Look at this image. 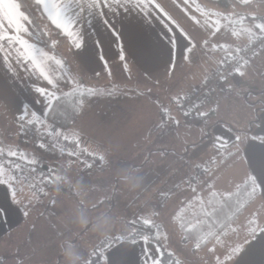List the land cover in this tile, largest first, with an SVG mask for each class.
<instances>
[{"label":"rangeland","instance_id":"1","mask_svg":"<svg viewBox=\"0 0 264 264\" xmlns=\"http://www.w3.org/2000/svg\"><path fill=\"white\" fill-rule=\"evenodd\" d=\"M160 1L195 41L193 52L187 58V75L178 81L180 95L176 94L171 102L166 100V87L153 83L135 65L116 71L114 82L111 78L103 83L93 84L92 81L88 88L112 85L132 87L133 93H147L166 110L174 109L166 117V124L156 127V131H150L145 139L136 142L135 148L127 138L120 139L121 146L129 145L125 151L113 145L105 148V168L100 172H92V168L87 173L82 172L76 168L77 162H71L75 166L68 168L64 160L40 161L49 165L53 176L59 178V186L50 191L45 190V193L34 190L27 178L21 177L5 163H0V180L9 181L7 185L1 183L7 201L27 211L22 224L23 232L36 225L38 218L31 213L36 207L41 208L45 217L57 220L53 228L56 241L49 248H57L59 253L53 254L52 259L46 261L47 264H94L96 248H100L104 242L109 243L116 237L131 233L144 221L162 222L159 238L180 260V264H217L215 261L227 257L236 245L246 241L248 221L255 215L254 212H261L260 204L256 202L258 198L233 223V227L240 228L238 232L213 241L204 249H194L192 243H183L170 222L174 213L200 189L192 177L196 173L201 178L213 177L219 172L221 178L215 186L224 190H230L248 174L253 176L244 155L249 134L254 132L258 135L254 137L261 140L264 135L256 133L258 124L255 123L258 118L256 110L264 100L262 93H255L264 89V48L254 42V35H262L264 30L255 28L262 24L258 19L252 22L246 17L264 15V0H260L262 3L251 2L249 5H234L230 8L208 1L187 0L184 3V0H179L176 5L179 13L166 0ZM233 44L236 51L240 46H249L250 53L239 52L238 57L231 61L243 59L236 66L243 72L241 76L245 80L242 83L229 77V72L235 71L236 67L228 72L217 70L221 68L219 62L223 56L234 50ZM215 70L224 72L216 78ZM210 79L215 80L213 82ZM195 87L203 89L202 98L194 105L189 103L185 106L184 102L191 90L187 91ZM108 91L112 98L113 90ZM187 107L194 109L193 116H202L201 122L196 124L192 121L176 126L173 122L183 119ZM29 114V109L25 113V109L20 107L13 112L0 99V132L13 137H0V151L10 150L12 145L15 149L28 150L29 154L21 153L20 158L32 162V166L36 167L34 162L39 158L44 160L35 141L36 133L31 134L37 132V128L25 135L27 144H22L17 138L27 122L38 120ZM167 128L175 131L168 133ZM250 128L252 131H249ZM217 138L223 141V146L217 144ZM166 160L170 163H166ZM142 173H146L147 177L138 180ZM97 179L100 182H96ZM98 183H102V187H96ZM204 183L207 181L204 180ZM64 187L69 188L64 190ZM6 191L14 193L15 200ZM4 192L0 197L4 196ZM23 239L25 241L17 239L12 232L0 238V264L41 262L38 257L43 254L36 250L37 245L28 235Z\"/></svg>","mask_w":264,"mask_h":264},{"label":"crops","instance_id":"2","mask_svg":"<svg viewBox=\"0 0 264 264\" xmlns=\"http://www.w3.org/2000/svg\"><path fill=\"white\" fill-rule=\"evenodd\" d=\"M178 1L166 0L177 12ZM240 1L264 2L260 0ZM59 2L67 6V14L70 17L79 21L75 31L82 34L84 46L77 49L74 47L76 37L65 36L62 50L70 59L68 66L63 65L51 51L37 45L34 40L35 45L45 52L44 58L37 56L32 63H27V67L24 63L12 66L0 59V99L13 112H16L19 107L24 108L25 113L29 109V115L38 119L32 120L35 127L43 123L41 128L46 130L45 132H48L53 140L65 137L78 140L77 144L80 149L96 159L92 172L93 170L100 172L105 168L106 161L103 157L105 148L113 145L125 151L129 145L121 146L120 139L123 138L130 140L135 148L136 142L145 139L150 131H156V127L166 124L165 119L169 117V112H174V109L170 111L167 108L166 110L158 100L147 93L141 91V94L133 93L134 88L132 87L110 85L88 88V85L92 81H94L93 84L103 83L105 80L109 81L110 78L114 82L116 71L135 65L153 83H160L166 87V100L171 102L176 94L180 95L177 87L178 81L187 75L185 69L187 58L193 52L195 41L160 0H153V3L158 4L159 7L148 5L146 0H120L119 3H111L108 6L98 4L97 0H76V2L59 0ZM142 3L144 6L140 7ZM184 3H187V0H184ZM104 19H108L121 32L120 43L114 42V37L104 25ZM31 31H33V25ZM190 38L191 46L188 47ZM98 41L101 43L98 44ZM15 55L13 52L12 56L15 57ZM41 72L44 76H41ZM44 77L52 81L51 85L46 83ZM39 87L46 88L50 95L54 94L52 102L58 95L70 90L91 89L92 94L85 103L78 120L61 129L46 118L52 102L49 103L48 96L42 97L36 92ZM195 88H190L187 92ZM108 90H113L112 98L109 97ZM262 96L264 99V93ZM211 101H213L212 98ZM260 116L256 133L263 135L264 110L261 111ZM173 123L176 126L186 124L183 119ZM27 124L32 125L28 122ZM170 128L166 129L168 133ZM22 132L24 131L19 132L17 138L25 145L27 141L24 135V137L21 136ZM255 135L257 134L254 132L249 134L245 142L244 159L253 176L257 178L261 191V197L256 201L260 204L261 212L253 213L259 216L257 235L248 240L251 243L247 241L243 247L244 253L229 264H264V235L260 234V229L264 228V186L259 184V180H264V135L262 140L254 137ZM0 137L2 139L13 138L1 132ZM18 149L19 147L15 149L12 145L10 150L0 151V153H5L0 156V163H5L11 168L9 163L19 159L20 156L17 155L29 154L28 150L24 149L19 152ZM10 151L16 152L17 155L10 158L6 155ZM33 151L35 153L36 150L33 149ZM89 160L87 164L91 163ZM40 161L45 160L39 158L34 164ZM166 161L170 163L169 160ZM26 162L29 163V161ZM65 164L68 168L75 166L71 161ZM76 168L82 170V165ZM144 176L147 177L146 173H142L138 180H142ZM96 182L100 180L97 179ZM102 185L98 183L96 187L100 188ZM2 186L0 183V195L4 192ZM64 188L66 190L69 187ZM45 190L50 191L51 188L38 192L45 193L47 192ZM128 190L131 188L128 187ZM41 211L40 207H36L32 212L29 211L34 213V217L38 219L35 226L23 232L22 224L25 222L27 211L8 202L4 192V196L0 197V238L10 232L17 239L22 240L28 235L29 239L37 245L36 250L43 254L42 257H38L41 261L39 264H47L46 261L52 259L53 254L59 253L57 248H49L56 241V232L53 228L54 221L57 220L45 217ZM135 240V244L131 243L132 240L118 241L105 254V257L110 256V262L105 258V264H112V259L116 261V264H154L159 260L161 253L158 249L149 247L148 243H142L143 238ZM145 252L150 255L145 256ZM111 253L114 254L113 258Z\"/></svg>","mask_w":264,"mask_h":264},{"label":"trees","instance_id":"3","mask_svg":"<svg viewBox=\"0 0 264 264\" xmlns=\"http://www.w3.org/2000/svg\"><path fill=\"white\" fill-rule=\"evenodd\" d=\"M200 2L208 1L214 4H219L223 7L230 8L234 5H249L250 2H242L240 0H197ZM24 3H31V0H23ZM30 11H34V23H33V31H32V38L35 43L53 53V55L63 64L68 66L69 65V58L66 57L62 50V46L65 42V35L63 33H58L54 28L48 25V21L46 16H44L41 12L35 11L33 9H29ZM257 20L258 22H262L261 25L256 26L257 29L259 27L260 31L264 30V15L260 16H253V17H246V20ZM254 22V21H252ZM39 25V27H37ZM263 27V28H262ZM264 33V32H263ZM264 34L262 35H254V42L259 47H261L258 42V39H263ZM259 40V41H261ZM235 46V44H233ZM239 47V46H238ZM249 46L243 47L240 46L236 51V46L234 50L227 52L222 60L219 62L221 68L217 70H225L228 72L230 69L236 67L241 60L238 62L235 60L233 62L232 58L238 57L239 52H249ZM264 48V47H261ZM248 49V50H247ZM256 52V51H254ZM243 56V55H241ZM215 70V71H217ZM214 71V73H215ZM225 72V73H226ZM223 74V73H222ZM229 77H232L239 82L242 83L243 78L242 76L238 75L236 71L229 72ZM215 79H210V81L214 82ZM223 80V79H222ZM211 84V82H210ZM216 93V90L214 91ZM249 93V92H248ZM257 94H263L264 89L255 91ZM92 94L91 89H77V90H70L58 95L52 102L50 106L46 118L49 122L53 123L57 127L64 129L70 126L72 123L78 120L81 111L88 101ZM203 104V103H202ZM186 106V105H185ZM197 107V106H196ZM194 107V108H196ZM264 108V100H262V105L259 107L257 112V121L255 123L260 122V109ZM193 108H186L183 121L185 123H190L192 121L198 124L202 120V116H193ZM193 116V117H192ZM197 117H199L197 119ZM19 119V118H18ZM32 125L27 126L24 128V132L21 133V136L29 135L31 130H34L35 123L33 121L29 122ZM37 125V132L39 136H49L46 130L42 129L41 127L38 128ZM254 126L252 127V129ZM250 128L249 131H252ZM23 136V137H24ZM264 138V137H263ZM62 143L63 148L56 147L53 144H49L48 146H42L37 144L38 149L43 154L44 160H52L53 162H57L60 160H64V162H77L78 165H82V172H86L87 170L91 169L96 164V159L92 157L91 154L86 153L83 149H80L77 142L78 140H74L73 138L65 137L63 139H59ZM66 148H75L81 152V156H75L69 152H67ZM19 152L22 149H18ZM2 156V155H0ZM20 156V155H17ZM90 156L92 158H90ZM12 158V157H10ZM91 159V163L87 164L86 162ZM15 162L14 164L12 162ZM9 163V166L13 168L14 171H17L15 168V164L22 163L24 165L27 164L26 161L22 160L20 157L17 160H13ZM93 161V162H92ZM32 162H29V166L32 167ZM35 165V164H34ZM35 170L40 172L41 176L46 177H53L52 179L49 178L51 189L59 186V178L53 176L51 172V167L47 164L36 163ZM197 168H200V165H197ZM198 172V171H197ZM218 172L215 176L211 177H203L196 173L192 176L200 186V189L195 192L170 218V222L172 225L175 226L180 240L183 243H192L194 249L195 248H206L208 247L213 241L222 240L223 238L228 237L230 234H234L238 232L237 227H233V223L238 220V218L245 212L248 206L253 203L255 200L261 197V191L259 189L258 184L255 185L251 182L253 176L251 174L246 175L239 183L236 184L230 190H224L223 188H217L216 182L221 176ZM201 180V181H200ZM206 180L207 183L202 184V182ZM225 185L230 186L229 183ZM32 187V186H31ZM33 188V187H32ZM259 225V218L258 215H253L247 223V239L246 241L242 242L241 244L236 245L235 248H243L247 241L252 238L251 232L255 230L257 232ZM163 229L162 222H143L142 224H138L137 228L132 231L131 233L116 237L113 241L107 243L104 242L100 248H96V252L93 256L94 264H105V254L107 251L112 248L118 241L122 240H132L133 238H144L147 237L148 239V246L151 248H156L160 251L161 256L157 262L154 264H180V260L166 248V246L162 243L161 239L159 238L160 232ZM242 230V229H241ZM210 253L212 252L211 249L208 250ZM232 255L231 253L218 261L217 264H229L231 263L237 256L233 259H229V256Z\"/></svg>","mask_w":264,"mask_h":264},{"label":"snow or ice","instance_id":"4","mask_svg":"<svg viewBox=\"0 0 264 264\" xmlns=\"http://www.w3.org/2000/svg\"><path fill=\"white\" fill-rule=\"evenodd\" d=\"M76 2V0H73ZM120 0H97V3L100 5L108 6L111 3H119ZM148 5L159 7L158 4H154L153 0H146ZM142 3L140 7H143ZM41 12L46 16L48 25L54 28L58 33H63L65 36H75L76 41L74 47L77 49L83 47L82 34L77 33L75 30L79 25V21L70 17L67 14V6L60 3L59 0H31V3H24L23 0H0V59L4 60L6 64L15 66L17 63H24L27 67V63H32L34 59L38 56L40 58L45 57V52L38 48L34 42L31 41L32 35V25L34 23V11ZM104 25L108 31L114 37L115 43H120L121 32L115 27L114 24L110 23L108 19H104ZM39 27V25H37ZM101 43L100 41L97 42ZM191 46V38L189 39V46ZM123 50V48L121 49ZM186 50H188L186 48ZM15 52V57L12 56V53ZM123 59V57H121ZM36 65L34 64V67ZM11 71V68H9ZM235 71L243 75V72L240 70V67H236ZM41 76H44V73L41 72ZM46 83L51 85L52 81L48 80L47 77H44ZM36 92L42 97L48 96L49 103L52 102L54 94H49L46 88L39 87L36 89ZM201 115H204L201 113ZM22 118V117H21ZM217 144L223 146V141L220 138H217ZM0 155H5V153H0ZM9 157H15L16 152L6 153ZM103 159V157H100ZM15 163L14 161L12 162ZM19 167V166H16ZM251 182L255 185L257 183V178L253 177ZM0 183L7 185L9 181L7 179L0 180ZM259 184L264 186V180H259ZM15 200L14 193H7ZM26 214V213H25ZM260 234L264 235V228L260 229ZM253 238L256 237L257 233L255 230L251 232ZM147 237H144L142 243H147ZM131 243L135 244V238L132 239ZM251 243V241H248ZM214 250V249H213ZM243 248H233L232 255L229 256V259H233L235 256L242 255L244 253ZM112 258H113V253ZM150 255V253L145 252V256ZM110 262V256L105 257ZM112 264H116V261L112 259Z\"/></svg>","mask_w":264,"mask_h":264},{"label":"built area","instance_id":"5","mask_svg":"<svg viewBox=\"0 0 264 264\" xmlns=\"http://www.w3.org/2000/svg\"><path fill=\"white\" fill-rule=\"evenodd\" d=\"M258 39V42L260 43L259 45L261 47H264V41ZM224 71H215L216 73V78H219L221 73ZM203 92V89L201 87H197L193 90L190 91L187 99L184 102V105H189L191 103L192 105L198 103L200 99L202 98L201 93ZM35 141L37 144L42 145V146H48L49 144H53L56 147L63 148V145L60 141H54L48 136H39V135H34ZM67 152L75 155V156H81V152L78 149L75 148H66ZM17 174H19L21 177L27 178V181L31 184L32 187L36 189H44V188H49L50 187V182L47 180L43 179V177L39 174L38 171L35 170L36 167L32 166L30 167L29 165H24L22 163H17L14 165ZM19 166V167H16Z\"/></svg>","mask_w":264,"mask_h":264}]
</instances>
